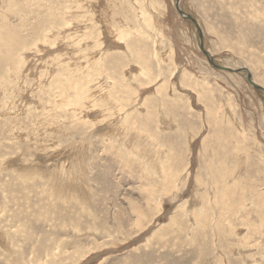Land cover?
I'll return each mask as SVG.
<instances>
[{
	"label": "rangeland",
	"instance_id": "obj_1",
	"mask_svg": "<svg viewBox=\"0 0 264 264\" xmlns=\"http://www.w3.org/2000/svg\"><path fill=\"white\" fill-rule=\"evenodd\" d=\"M1 11L0 264H264V0Z\"/></svg>",
	"mask_w": 264,
	"mask_h": 264
},
{
	"label": "water",
	"instance_id": "obj_2",
	"mask_svg": "<svg viewBox=\"0 0 264 264\" xmlns=\"http://www.w3.org/2000/svg\"><path fill=\"white\" fill-rule=\"evenodd\" d=\"M189 18H191V19L195 22L196 25L198 24V23L196 22V20H195L192 16H189ZM201 49L204 50L203 46L201 47ZM204 53L208 56V61L210 62V64H212L213 66L218 67V68L221 69V70H230V71H233V72H235V71L238 72V71H242V70L246 71V77H247L248 82H249L254 88L259 89V90H261V91L264 92V87H262L261 85H259V84H257L256 82L253 81V79H252V75L250 74V72L247 71V69H245V68H241V69H237V70H235V69H232V68H228V67H226V66H223V65H217V64L214 63V61H213L212 58L210 57V54H208V52H207L206 50H204Z\"/></svg>",
	"mask_w": 264,
	"mask_h": 264
},
{
	"label": "bare ground",
	"instance_id": "obj_3",
	"mask_svg": "<svg viewBox=\"0 0 264 264\" xmlns=\"http://www.w3.org/2000/svg\"><path fill=\"white\" fill-rule=\"evenodd\" d=\"M4 1H7V0H4ZM1 4H2V3H1ZM8 4H9V2H8ZM3 5H5V4H3ZM11 5H12V4H11ZM2 9H3V8H2ZM2 9H1V10H2ZM6 14H7V12H6ZM2 16H3V14H2V11H1V13H0V17H2ZM4 18H5V16H4ZM4 18H3V19H4ZM4 20H5V19H4ZM4 22H5V21H4ZM4 22H3V23H4Z\"/></svg>",
	"mask_w": 264,
	"mask_h": 264
}]
</instances>
